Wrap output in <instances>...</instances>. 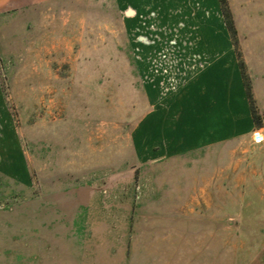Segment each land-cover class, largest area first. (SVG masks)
<instances>
[{"label": "rangeland", "instance_id": "obj_1", "mask_svg": "<svg viewBox=\"0 0 264 264\" xmlns=\"http://www.w3.org/2000/svg\"><path fill=\"white\" fill-rule=\"evenodd\" d=\"M227 5L234 44L218 0L0 11V264H264V0ZM213 43L243 61L261 126L139 161L150 97Z\"/></svg>", "mask_w": 264, "mask_h": 264}, {"label": "crops", "instance_id": "obj_2", "mask_svg": "<svg viewBox=\"0 0 264 264\" xmlns=\"http://www.w3.org/2000/svg\"><path fill=\"white\" fill-rule=\"evenodd\" d=\"M37 1L42 0H0V11ZM213 47L197 50L199 68L177 91L150 97L151 108L137 119L131 132L139 161L164 159L228 141L254 128L234 53L219 52L215 43ZM13 170L15 163L0 165V172L15 175ZM27 178L23 177L24 183Z\"/></svg>", "mask_w": 264, "mask_h": 264}, {"label": "trees", "instance_id": "obj_3", "mask_svg": "<svg viewBox=\"0 0 264 264\" xmlns=\"http://www.w3.org/2000/svg\"><path fill=\"white\" fill-rule=\"evenodd\" d=\"M218 1H219V8H220V11H221L223 19H224V24L226 26L228 33H229L231 42L234 44L235 43V28H234V25L232 23V20H231L230 14H229L227 0H218ZM236 55H237V52H236ZM237 65H238L239 72H240V75L242 78V83L244 86L245 96H246V99L248 102L253 126H254V128H258L261 126V119H260V116L258 115V113L256 112V109H255L254 100H253V97H252V94L250 91V87H249V83H248V79H247V76L245 73L244 63L241 59H237Z\"/></svg>", "mask_w": 264, "mask_h": 264}, {"label": "bare ground", "instance_id": "obj_4", "mask_svg": "<svg viewBox=\"0 0 264 264\" xmlns=\"http://www.w3.org/2000/svg\"><path fill=\"white\" fill-rule=\"evenodd\" d=\"M260 137H261V134L259 133V134H258V138H260Z\"/></svg>", "mask_w": 264, "mask_h": 264}]
</instances>
